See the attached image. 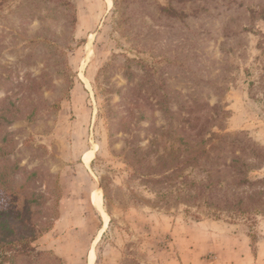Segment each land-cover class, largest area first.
Masks as SVG:
<instances>
[{
  "label": "rangeland",
  "instance_id": "obj_1",
  "mask_svg": "<svg viewBox=\"0 0 264 264\" xmlns=\"http://www.w3.org/2000/svg\"><path fill=\"white\" fill-rule=\"evenodd\" d=\"M263 14L264 0H0V244L39 227L30 264H89L91 247L92 264H264ZM209 108L202 146L225 140L184 165L188 120ZM216 151L249 172L215 171ZM253 192L259 211L226 201ZM95 194L108 220L92 244Z\"/></svg>",
  "mask_w": 264,
  "mask_h": 264
},
{
  "label": "trees",
  "instance_id": "obj_2",
  "mask_svg": "<svg viewBox=\"0 0 264 264\" xmlns=\"http://www.w3.org/2000/svg\"><path fill=\"white\" fill-rule=\"evenodd\" d=\"M263 19H264V14H263ZM152 85V84H151ZM152 86H149L148 89H151ZM154 93V92H153ZM154 97H156L155 94H152ZM144 104L141 102H133L131 104V106L129 107V115L132 116L135 109L138 108L139 105H149L152 104V102L149 100V98H144L143 99ZM160 101V100H159ZM6 100L2 103L1 108H6ZM167 107V106H166ZM181 108L183 107V105L180 106ZM187 111H189L191 108V106H187ZM211 108L207 109L208 111L204 114H199V116H197L194 119L188 120V122H191V125L189 126V132L186 134L187 138L190 139L188 140L186 147L184 149V153L185 155V159L182 160V164L184 165H191V164H196L201 158H206V156H209V150L210 149H214L217 150V146H219L220 144L218 143L220 140H225L224 136H217L218 137V142L214 145H212L211 147L207 148L206 146H202L205 144L206 140L204 139V135H206V133L209 132V130H205L207 129V127L209 126V123L211 122L210 120L213 121V118L211 119L210 115H209V110ZM214 110V108L212 109ZM129 116V118H130ZM123 118H126L125 116ZM214 133H210L208 140H210L212 137H214ZM198 139L200 141H198ZM195 141V142H193ZM233 148V147H232ZM255 149L251 150L254 159L256 160L253 163H250L251 167H257L260 166L262 163H264V151L259 150V148L255 147ZM221 150V149H219ZM228 150H223L222 152H227ZM231 152H233V150H231ZM169 153L168 152H164L163 154H160L158 157H166ZM217 162L216 163V167H215V171H219L221 169L222 166H226L225 168H228L231 170V172L233 173L234 171L237 173V178L236 179H242L247 172H249L250 168L248 165V162H242L241 164H243L244 166L242 168L239 169V172L236 168L237 163L231 158L229 163L224 162L226 157L225 155H221L218 151L214 152L213 154H211ZM179 155H176V157H178ZM9 154L5 153L3 155H0V168H2V166H5V164H7L9 162ZM183 166V165H182ZM2 172H4V169H2ZM13 173H16V171H14ZM212 178V176L210 177ZM208 181H210V179H208ZM257 182L263 183L264 184V178H259L256 180ZM221 182V181H220ZM218 180L213 184L214 187H216V184L220 183ZM248 180H242L240 183H248ZM261 194H264V190L258 191ZM258 196L256 192L250 193V194H246V195H241V196H237V197H233V198H227L226 201L229 202L230 204H233V206L235 207V209H240L242 213H250L252 211H259L260 208L255 207L252 208V203L254 201V197ZM258 199H260L261 197H257ZM5 215H7V212L5 213ZM25 221H27L28 225L30 226V218L28 216H26L24 218ZM1 222H4L5 219L1 218L0 220ZM54 221V219H53ZM53 221L51 223H53ZM33 224V222H31ZM10 224V223H9ZM9 227V226H8ZM42 233V230L38 227L36 230H31L28 233H25V235L22 234V232L20 231H15L14 235L12 236V238L6 243V245L0 244V264H3L4 259L8 256L9 259H12L13 262L17 260V258H27L28 261L26 262V264H30V262L32 261L31 258L34 256H40L41 253L38 252L33 246H31V242L34 241L35 239H37ZM1 243V242H0ZM31 260V261H30Z\"/></svg>",
  "mask_w": 264,
  "mask_h": 264
},
{
  "label": "bare ground",
  "instance_id": "obj_3",
  "mask_svg": "<svg viewBox=\"0 0 264 264\" xmlns=\"http://www.w3.org/2000/svg\"><path fill=\"white\" fill-rule=\"evenodd\" d=\"M92 196H93L92 201L94 202L96 207L101 211L102 219H103V222H104L103 226L99 229L96 238L93 240L92 244H94L98 240L100 234L102 233V231H103V229H104V227H105V225L107 223L108 215L105 213V211L102 208L100 195L95 194V195H92ZM94 259H95V253H94L93 247H91V249L89 251V255H88L89 264H92Z\"/></svg>",
  "mask_w": 264,
  "mask_h": 264
}]
</instances>
